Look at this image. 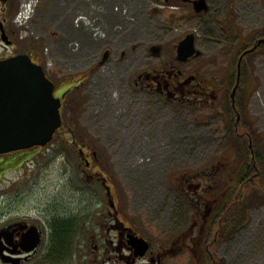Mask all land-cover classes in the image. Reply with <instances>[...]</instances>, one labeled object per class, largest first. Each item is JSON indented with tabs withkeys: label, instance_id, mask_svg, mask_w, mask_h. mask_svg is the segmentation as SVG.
<instances>
[{
	"label": "rangeland",
	"instance_id": "obj_1",
	"mask_svg": "<svg viewBox=\"0 0 264 264\" xmlns=\"http://www.w3.org/2000/svg\"><path fill=\"white\" fill-rule=\"evenodd\" d=\"M23 1L18 0L12 19ZM53 1L54 4L40 0L29 38L22 39L20 29H16L20 53L31 52L41 64L47 56L51 58L53 64L47 73L57 85L55 95L69 87L64 126L43 148L0 156V217L27 218L41 224L46 237L54 220L74 221L69 253H93L95 249L114 252L121 221L132 224L155 246L167 244L179 234L182 219L176 189L178 176L183 171L202 169L215 163L222 153H228L226 142L217 136L223 131L201 127L193 114L179 115L178 105H163L158 96L134 88L131 68L118 65L123 57L118 46L130 41L122 42L123 31H116L115 27L127 23L109 11L115 1L123 0H83L84 7L73 4L76 13L71 18L83 15L96 25L101 24L106 35L95 42H114L112 60L104 65H99L103 49L98 50L99 54L71 60L84 51V43L81 39L66 42L64 31L67 33L70 28L69 17L64 20V15L71 5L64 0ZM150 2L124 1L121 13L135 7L153 9ZM60 4L63 9L59 12ZM156 20L167 23L166 17H155ZM176 20L173 18L170 24ZM175 28L177 31L168 34L156 26L149 42L159 43L163 49L148 62L173 61L177 35L194 31L196 22H180ZM86 34L93 36L91 32ZM74 42L79 44L77 50H73ZM63 43L68 52L57 49ZM46 48L48 55L44 53ZM204 53L209 57L221 51L207 45ZM140 57L144 58L140 62L145 63L147 53ZM89 67H95V71L92 73ZM180 67L194 69L189 64ZM224 68L210 65L203 74L212 75L215 69ZM254 70V74L249 71L246 106L257 124L256 130L263 133L264 60ZM82 79L81 87L71 91L74 87L70 86ZM85 153L97 155L89 174L84 173ZM109 194L112 196L107 197ZM113 199L119 210L114 216L108 210ZM258 201L261 202L251 207V225L237 233L231 253H214L220 264H264V196ZM170 264L194 263L190 253H182Z\"/></svg>",
	"mask_w": 264,
	"mask_h": 264
},
{
	"label": "flooded vegetation",
	"instance_id": "obj_2",
	"mask_svg": "<svg viewBox=\"0 0 264 264\" xmlns=\"http://www.w3.org/2000/svg\"><path fill=\"white\" fill-rule=\"evenodd\" d=\"M150 1L153 9L135 7L117 15L127 23L119 25L123 31L121 41H130L119 44L123 57L118 65L131 68L130 77L137 91L158 96L163 105H178L179 115L193 114L201 127L223 131L217 136L226 142L228 153H222L215 163L202 169L179 174L176 189L182 219L179 234L167 244L155 246L132 224L121 221L114 252L95 249L93 253H57L52 246V227L46 237L41 224L3 216L0 264H170L182 253H190L194 264H220L214 253H231L237 233L251 225V207L264 196V132L256 130L246 95L251 70L254 74V67L264 60V0ZM17 2L0 0V60L20 53L19 32L12 19ZM155 17H166L167 23L154 21ZM173 18L177 20L171 25ZM194 21V31L177 35L173 61L148 62L163 49L161 44L149 42L156 26L169 34L177 31V23ZM188 36H194L196 54L180 61L178 46ZM207 45L217 47L221 53L205 57ZM155 48L159 49L158 54ZM108 50L102 54L100 64L105 56L106 61L112 60L113 50ZM145 53L146 62L141 63L144 58L140 56ZM188 64L193 65L192 71L180 67ZM210 65L226 68L215 69L212 75L203 74ZM69 93L61 97L63 125ZM96 157L95 153L85 154V174L91 171ZM109 207L110 215L119 213L114 199ZM129 235L148 242L146 253L130 244ZM36 237L39 242L32 248Z\"/></svg>",
	"mask_w": 264,
	"mask_h": 264
},
{
	"label": "water",
	"instance_id": "obj_3",
	"mask_svg": "<svg viewBox=\"0 0 264 264\" xmlns=\"http://www.w3.org/2000/svg\"><path fill=\"white\" fill-rule=\"evenodd\" d=\"M193 38L188 36L178 46L180 61L196 54ZM154 52L158 54L159 49ZM54 92L55 84L29 55L0 60V155L44 147L53 140L62 126L61 100ZM129 242L140 253L150 247L134 235Z\"/></svg>",
	"mask_w": 264,
	"mask_h": 264
},
{
	"label": "crops",
	"instance_id": "obj_4",
	"mask_svg": "<svg viewBox=\"0 0 264 264\" xmlns=\"http://www.w3.org/2000/svg\"><path fill=\"white\" fill-rule=\"evenodd\" d=\"M49 1L52 2V4H54L53 0H49ZM64 1L71 5V7L68 6L67 14L64 15V20H66L69 17L68 28H70V31H68L67 33H65V31H64L65 36H68V40H66V42L77 41V40L81 39L84 43V51H82V53L78 56L71 57L72 58L71 60H77V59H83L86 57H90L94 53L99 54L98 50H100V49H103L102 52L107 48L112 49V50L114 49V46H112L114 44V42H107L106 44H102V43L99 44V43L95 42L90 35H87L85 32L78 31L77 29L74 28V26H73L74 18H71V17H72V14L75 12L76 8H73V4H75L78 7H84L85 4H84L83 0H64ZM124 1L125 0L117 2V3H124ZM117 3L115 1L114 4H117ZM62 9L63 8H61V4H60V10L58 9V11L60 12ZM57 49L59 51H62V52L63 51L68 52L67 45L66 44L64 45V43L62 44L61 47L59 46V48H57ZM57 49H55V50H57ZM68 55H69V53H68ZM78 68H82V67H78Z\"/></svg>",
	"mask_w": 264,
	"mask_h": 264
},
{
	"label": "trees",
	"instance_id": "obj_5",
	"mask_svg": "<svg viewBox=\"0 0 264 264\" xmlns=\"http://www.w3.org/2000/svg\"><path fill=\"white\" fill-rule=\"evenodd\" d=\"M30 150H25L23 152ZM259 186L261 188L262 184ZM74 225L75 223L73 221L55 220L53 222L52 246L57 253H69L71 251L74 241Z\"/></svg>",
	"mask_w": 264,
	"mask_h": 264
},
{
	"label": "built area",
	"instance_id": "obj_6",
	"mask_svg": "<svg viewBox=\"0 0 264 264\" xmlns=\"http://www.w3.org/2000/svg\"><path fill=\"white\" fill-rule=\"evenodd\" d=\"M38 5V0H28V2L22 5L20 12L16 17V22L22 27H27L29 19L33 16L35 9ZM83 21L87 28L91 29L95 36H102V30L99 26H96L95 21L90 20L87 17L81 16L78 22Z\"/></svg>",
	"mask_w": 264,
	"mask_h": 264
}]
</instances>
